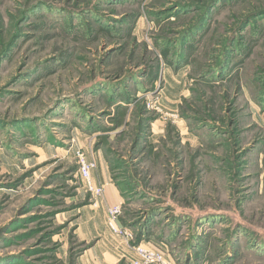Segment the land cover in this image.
<instances>
[{"label":"rangeland","instance_id":"1","mask_svg":"<svg viewBox=\"0 0 264 264\" xmlns=\"http://www.w3.org/2000/svg\"><path fill=\"white\" fill-rule=\"evenodd\" d=\"M139 245L264 264V0H0V264Z\"/></svg>","mask_w":264,"mask_h":264},{"label":"built area","instance_id":"2","mask_svg":"<svg viewBox=\"0 0 264 264\" xmlns=\"http://www.w3.org/2000/svg\"><path fill=\"white\" fill-rule=\"evenodd\" d=\"M78 174L81 179L86 181L88 190L99 196L103 193L102 186H95L91 180V174L97 169V163L94 158H87L84 154L77 153ZM122 214L121 205H113L107 208V227L109 230L125 242L133 239V234L128 229H123L119 225V218ZM135 257L131 264H173L164 253L153 247L137 246L134 249Z\"/></svg>","mask_w":264,"mask_h":264},{"label":"crops","instance_id":"3","mask_svg":"<svg viewBox=\"0 0 264 264\" xmlns=\"http://www.w3.org/2000/svg\"><path fill=\"white\" fill-rule=\"evenodd\" d=\"M103 194H104V197H106L108 203L117 202V199H116V197L113 196V193H112L111 189H109L108 184H105ZM118 202H120V201H118Z\"/></svg>","mask_w":264,"mask_h":264}]
</instances>
